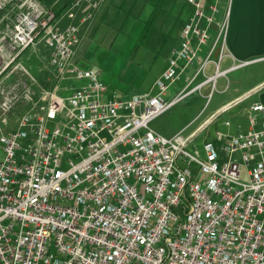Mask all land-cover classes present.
Wrapping results in <instances>:
<instances>
[{"label":"built area","instance_id":"1","mask_svg":"<svg viewBox=\"0 0 264 264\" xmlns=\"http://www.w3.org/2000/svg\"><path fill=\"white\" fill-rule=\"evenodd\" d=\"M58 1L0 0V123L25 104L13 129L0 125V264H264V105L253 102L244 123L204 140L202 155L187 149L193 133L148 127L227 72L216 0H176L188 7L177 43L149 90L129 96L109 94L98 70L75 57L103 0H68L57 17ZM37 43L53 85L34 94L30 80L3 83ZM70 79L79 84L61 82Z\"/></svg>","mask_w":264,"mask_h":264},{"label":"rangeland","instance_id":"2","mask_svg":"<svg viewBox=\"0 0 264 264\" xmlns=\"http://www.w3.org/2000/svg\"><path fill=\"white\" fill-rule=\"evenodd\" d=\"M38 1L48 6L55 0ZM228 1L224 0L226 4ZM67 2L68 0H60L53 7H60ZM187 11L188 7L176 0H104L86 22L85 29L80 31V43L75 50L77 62L97 69L109 94L129 96L148 91L163 69L170 49L177 42L178 31ZM223 11L224 8L219 9V14ZM59 13L56 14L57 17L61 15ZM226 18L225 36L230 26V18ZM15 63L22 66V69L12 70L9 67L1 77L3 83L16 78L30 80V89L34 90V94L53 85V70L48 65L47 53L41 43L27 47ZM243 65V68L226 75L229 85L225 91L220 90L225 77L217 78L213 89L207 84L198 91L183 96L155 116L148 127L160 135L163 131L168 132L174 128H181L178 132L182 136L188 134L216 107L230 99L235 88L240 89L252 81L264 80L263 58L249 59ZM61 82L72 86L79 84L73 79ZM179 85L180 82H176L171 90ZM68 93L69 91L62 90L58 92L60 95ZM173 94L171 92L168 97L171 98ZM255 101L264 105V81L251 96L228 106L225 111L214 113L200 129L193 132L187 149H196L202 155L203 141L212 139L216 131H226L222 121L229 120L232 127L242 124L249 105ZM19 104L22 110L18 113V107L14 106L13 115L17 113L16 116H19L23 112L25 104ZM6 121L9 124V116H6Z\"/></svg>","mask_w":264,"mask_h":264},{"label":"crops","instance_id":"3","mask_svg":"<svg viewBox=\"0 0 264 264\" xmlns=\"http://www.w3.org/2000/svg\"><path fill=\"white\" fill-rule=\"evenodd\" d=\"M216 2H217L218 10L219 9L223 10L224 8V11L220 14L219 13L217 14V16L214 18V23L218 22L222 18L223 14H226V17L230 18V26L228 30H226V36L224 40L225 49L229 53V55L221 58V60L219 61V70L226 69L227 72L225 73L224 76L217 77V78L225 77V82L221 85L222 87L220 89L221 91H225L229 85V80H227L226 75L234 70H238L244 67V65H242L240 67L230 69L231 65L233 64L235 65L241 62H247L249 59H254V58L258 60L260 58L264 59V0H229L227 4L224 2V0H216ZM226 24H227V18H226ZM214 26L215 25H211L207 45L209 44V41L212 38V33H213L212 29H214ZM176 39H178V35ZM205 49L206 47H204L202 51L198 53L199 57L203 56ZM23 52L24 50L18 55L15 61L20 57V55ZM254 54H258V55L249 57L250 55H254ZM210 58L212 60L217 58V52L215 50L212 51ZM213 68L214 67L211 63L207 64L205 67L206 75H211L213 73ZM190 70H193V67L190 68ZM201 78L202 77H200L199 79ZM263 81H264L263 79L252 81L250 83L245 84L240 89L235 88L234 91L235 93H233L230 99H228L227 101L216 107L194 129H192L188 134L183 136L192 134L193 132L200 129L207 122V120L211 118V116L214 113H219L221 109L223 108L226 109L228 106L233 105L234 103L241 101L242 99L247 98L252 94H254L255 92H257ZM179 87H181V82ZM171 89H170V93L171 92L174 93L176 90V88L174 90ZM169 94L167 95V97L170 96ZM15 107H18V113L22 110L19 103ZM225 109H223V111H225ZM16 115H13L12 111L7 114V116H9V124L6 121L4 124L1 125L3 132H7L8 130H11L15 127L18 117ZM244 116L246 117V114ZM229 128L230 130L226 129L227 132H232L234 129V127L231 126V123ZM180 129L181 128H174L168 132L163 131V133L161 134L164 137H171L172 135L178 133Z\"/></svg>","mask_w":264,"mask_h":264},{"label":"trees","instance_id":"4","mask_svg":"<svg viewBox=\"0 0 264 264\" xmlns=\"http://www.w3.org/2000/svg\"><path fill=\"white\" fill-rule=\"evenodd\" d=\"M65 6V4L64 5H61L60 7H57V9L55 10V13L57 14L58 12H60V10H62V8Z\"/></svg>","mask_w":264,"mask_h":264},{"label":"snow or ice","instance_id":"5","mask_svg":"<svg viewBox=\"0 0 264 264\" xmlns=\"http://www.w3.org/2000/svg\"><path fill=\"white\" fill-rule=\"evenodd\" d=\"M153 103H155V102H153Z\"/></svg>","mask_w":264,"mask_h":264}]
</instances>
